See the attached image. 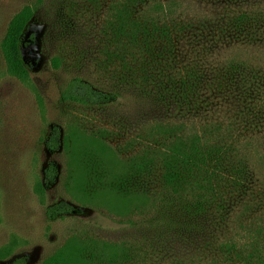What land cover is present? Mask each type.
<instances>
[{
    "label": "rangeland",
    "instance_id": "374dc122",
    "mask_svg": "<svg viewBox=\"0 0 264 264\" xmlns=\"http://www.w3.org/2000/svg\"><path fill=\"white\" fill-rule=\"evenodd\" d=\"M179 1L191 7L188 18L196 25L185 34L184 56L214 70L241 63L248 81L238 87L249 94L259 80L255 98L263 109L264 73L258 78L255 70L264 68V39L220 44L215 41L219 31L209 34L202 19H220L217 14L226 17L229 10L255 14L264 11V0L238 7L216 0ZM126 2L0 0V264L19 257L42 264L59 250L66 252L65 264H177L171 258L184 257L166 250L161 235L148 243L152 234L146 222L154 212L144 204L146 171L130 173L133 161L146 155V129L177 119L172 111L146 108L144 34H138L140 43L127 35L115 38V8ZM27 5L35 14L22 41L29 70L22 80L9 72L1 41L12 17ZM131 9L132 20L145 21V1ZM54 57L61 59L58 69L52 66ZM76 77L117 91L119 110L63 99ZM244 107L241 101L230 106L236 113ZM56 129L61 146L50 152L46 142ZM51 162L57 172L42 193L38 187ZM153 178H159V169ZM57 202L71 204L74 211L49 220L46 210Z\"/></svg>",
    "mask_w": 264,
    "mask_h": 264
},
{
    "label": "trees",
    "instance_id": "16d2710c",
    "mask_svg": "<svg viewBox=\"0 0 264 264\" xmlns=\"http://www.w3.org/2000/svg\"><path fill=\"white\" fill-rule=\"evenodd\" d=\"M141 1L146 4L142 22L131 18L135 12L131 7ZM246 1L216 0L234 7ZM189 8L179 0H127L115 8V38L127 35L140 43L138 34H144L146 108L172 111L177 119L155 122L146 129V155L133 161L130 172L146 171L144 204L146 211L154 212L146 222L152 234L147 241L153 244L151 236L161 235L166 250L184 256L171 258L177 264L189 260L190 264H264V108L255 98L259 80L257 86L248 87V94L238 87L248 81L241 63L214 70L184 56L185 34L196 27L188 18ZM34 14L33 6H24L10 20L1 41L9 72L22 80L29 78L22 41ZM217 15L220 19L202 21L212 36L219 31L218 43L264 39L263 10ZM60 65L61 59L54 57L52 66ZM255 71L262 78L264 68L259 65ZM120 96L81 77L72 79L63 93L65 100L115 112L122 104ZM240 101L245 110L236 113L230 106ZM63 141L67 142L65 137ZM46 146L50 152L60 148L59 129L50 134ZM56 172L55 163H49L38 190L43 193L50 187ZM73 211L71 204L57 202L46 214L52 220ZM66 260V252L59 250L42 264H65ZM9 264H26V258Z\"/></svg>",
    "mask_w": 264,
    "mask_h": 264
}]
</instances>
